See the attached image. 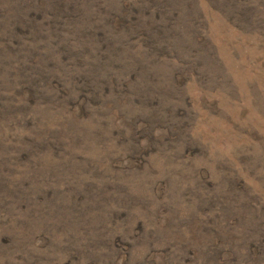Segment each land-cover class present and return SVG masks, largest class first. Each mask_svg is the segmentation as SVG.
<instances>
[{
  "label": "rangeland",
  "instance_id": "374dc122",
  "mask_svg": "<svg viewBox=\"0 0 264 264\" xmlns=\"http://www.w3.org/2000/svg\"><path fill=\"white\" fill-rule=\"evenodd\" d=\"M0 264H264V0H0Z\"/></svg>",
  "mask_w": 264,
  "mask_h": 264
}]
</instances>
